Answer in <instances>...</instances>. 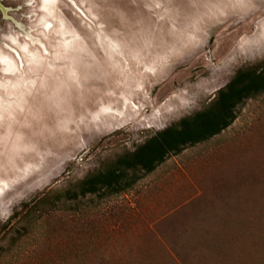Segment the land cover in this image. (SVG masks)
Wrapping results in <instances>:
<instances>
[{"label": "rangeland", "instance_id": "374dc122", "mask_svg": "<svg viewBox=\"0 0 264 264\" xmlns=\"http://www.w3.org/2000/svg\"><path fill=\"white\" fill-rule=\"evenodd\" d=\"M0 10V264H264V92L124 192L33 206L264 62V0Z\"/></svg>", "mask_w": 264, "mask_h": 264}, {"label": "trees", "instance_id": "16d2710c", "mask_svg": "<svg viewBox=\"0 0 264 264\" xmlns=\"http://www.w3.org/2000/svg\"><path fill=\"white\" fill-rule=\"evenodd\" d=\"M263 92L264 62L240 68L201 109L156 131L133 151L111 160L102 169L88 173L54 201L47 202L44 194L33 206L44 213L55 206V201L64 204L87 195L104 197L124 192L133 186L138 172L149 173L168 155L218 134L235 119V110L244 100Z\"/></svg>", "mask_w": 264, "mask_h": 264}, {"label": "flooded vegetation", "instance_id": "af4514ba", "mask_svg": "<svg viewBox=\"0 0 264 264\" xmlns=\"http://www.w3.org/2000/svg\"><path fill=\"white\" fill-rule=\"evenodd\" d=\"M7 12H8V9L6 8V10L3 12V14L5 15V19L8 20L10 23L15 24L16 20L11 15L7 14ZM0 13L2 15L1 10H0Z\"/></svg>", "mask_w": 264, "mask_h": 264}]
</instances>
